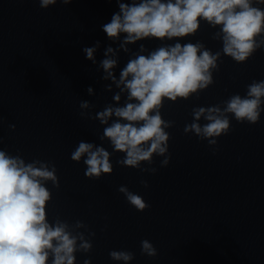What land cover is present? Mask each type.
<instances>
[{
	"label": "clouds",
	"instance_id": "9594fccd",
	"mask_svg": "<svg viewBox=\"0 0 264 264\" xmlns=\"http://www.w3.org/2000/svg\"><path fill=\"white\" fill-rule=\"evenodd\" d=\"M68 5L72 0H59ZM58 0H39L42 9L56 5ZM118 11L102 31L118 47L108 46L100 61L102 77L111 84L106 91H116L115 103L105 105L94 116L84 111L94 107L89 101L80 102V116L98 120L104 126L101 141L110 142L113 151L124 153L117 163L124 167L139 169L142 173L155 174L154 157H163L160 164L166 167L171 159L169 153L170 133L174 121L165 120L161 110L166 101L188 100L215 83L213 73L219 71L222 56L236 63L247 62L257 50L264 48V0H116ZM201 21L219 31L213 39L222 41V49L212 52L196 41L162 44L148 51L140 44L139 51L132 54L120 70L119 78L114 73L118 65L117 53L129 52L127 45L149 38L172 41L174 38L194 36ZM100 47L96 41L92 47L82 50L86 59L95 64V53ZM89 95L94 91L87 89ZM122 95L124 102L121 104ZM222 105L198 106L192 109V122L185 125V134H194L207 140L215 149L217 138L228 135L231 119L238 123L257 124L264 112V80H253L246 87V94H233ZM205 123L201 124L200 121ZM15 129V125L9 126ZM2 143V140H0ZM111 155L103 146L81 140L71 153V160L87 166L85 176L99 180L102 175H111ZM48 182L59 188L57 168L51 161L39 159L26 162L21 155H12L0 149V264H76V253L92 250L91 237L80 229L88 226L77 220L73 224L57 216L50 223L46 208L52 200ZM147 188L146 180H141ZM127 202L137 211L150 207L139 194L121 185ZM141 254L155 257L157 250L147 239L141 241ZM109 256L114 261L129 264L134 253L112 250ZM84 264H91L87 259Z\"/></svg>",
	"mask_w": 264,
	"mask_h": 264
}]
</instances>
